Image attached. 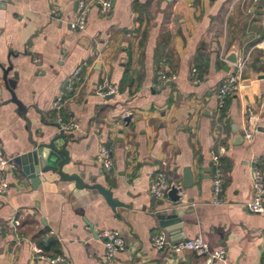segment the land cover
Returning a JSON list of instances; mask_svg holds the SVG:
<instances>
[{
    "label": "crops",
    "instance_id": "1",
    "mask_svg": "<svg viewBox=\"0 0 264 264\" xmlns=\"http://www.w3.org/2000/svg\"><path fill=\"white\" fill-rule=\"evenodd\" d=\"M78 1L0 3V66L9 69L24 108L11 101L0 70V159L47 143L59 120L74 119L63 172L110 190L123 206L112 209L97 190L52 173L41 174L34 188L19 167H9L0 196V264H50L55 257L65 264H264V214L246 209L253 168L264 174V0H115L107 15L85 0L92 2L86 27L72 31ZM234 53L247 60L242 82L217 111L215 92L233 70L227 59ZM161 65L175 80L156 88ZM78 68L81 81L69 92ZM62 91L65 102L54 110ZM249 115L255 124L246 141ZM101 146L111 152L110 171L98 161ZM220 147L223 203L214 205L211 157ZM186 169L194 183L181 189ZM155 172L180 189L178 205L167 194L149 195ZM174 207L182 211L183 238L200 236L211 251L224 250V260L151 246L153 237L167 236L160 217ZM109 231L124 247L105 261L99 235Z\"/></svg>",
    "mask_w": 264,
    "mask_h": 264
},
{
    "label": "built area",
    "instance_id": "2",
    "mask_svg": "<svg viewBox=\"0 0 264 264\" xmlns=\"http://www.w3.org/2000/svg\"><path fill=\"white\" fill-rule=\"evenodd\" d=\"M13 0H0L1 4H9ZM93 3H97L99 6V11L101 15H107L111 10L112 0H93ZM92 2H86L85 0L78 1V15L75 20L69 23V27L72 31H83L86 27V20L89 9ZM246 58L242 59L238 55L235 64H232V72L222 81L220 86L215 92L217 99V111H220L226 100L231 97L239 88L242 82L241 73L243 72L246 64ZM264 65V57L262 59ZM175 80L174 75H168L161 65L157 71V84L156 88L172 82ZM190 80L193 84H198L200 82L199 73L196 68H192L190 71ZM264 80V75H263ZM81 81V71L80 68L73 71L70 76L66 90L71 92L76 84ZM109 93L112 91L111 87L108 86ZM66 95L63 91L52 104V109L58 110L61 108L65 102ZM255 124V119L252 115L247 118V124L243 131V139L249 141L252 137L253 127ZM58 125L61 130L68 132L74 129L77 124L74 119L67 122L58 121ZM225 154V148L220 147L216 152L212 154L211 157V187H212V203L214 205H221L223 203L222 193L224 188V178H223V156ZM98 161L102 165L105 171H110L112 169V157L111 152L108 148L101 146L98 153ZM14 164L11 161H5L0 159V196L6 193L8 189V181L5 176V172L9 167L14 168ZM149 195L156 199H163L167 192L169 191L170 185L167 181L166 175L163 172H155L149 175ZM252 197L251 201L246 204V209L255 214H264V174L259 169L253 168V179L251 182ZM99 239L102 241L105 248L104 259L105 261L112 260L119 251L124 247L123 239L116 232H103L99 235ZM151 246L156 250H164L169 247L173 253H181L184 251H189L199 256H207L212 262H219L224 260L225 252L222 249L211 251L209 246L200 237L196 236L192 239H184L179 241L175 245H171L168 237L165 234H160L151 239ZM35 253L38 251H34ZM50 264H57L62 261L61 257H55L53 259H47Z\"/></svg>",
    "mask_w": 264,
    "mask_h": 264
},
{
    "label": "water",
    "instance_id": "3",
    "mask_svg": "<svg viewBox=\"0 0 264 264\" xmlns=\"http://www.w3.org/2000/svg\"><path fill=\"white\" fill-rule=\"evenodd\" d=\"M115 0H112V4ZM238 53L232 54L228 57L227 61L230 64H235L237 61ZM1 70V82L3 87L10 93L11 101L15 103L18 111L23 113L24 108L22 104L16 99L14 94L15 82L8 79L9 69H5L0 66ZM16 80V77L14 78ZM130 117H126L125 121H129ZM59 133L50 139L47 143H37L32 142L33 149L21 155L18 158L12 160L13 164L19 167L24 174V176L30 180L31 185L35 188L40 183L39 176L41 174L52 173L56 174L61 181L64 182H74L77 189H93L97 190L99 194L104 198L107 205L112 209L119 206H123L116 199L113 198L112 192L108 189L101 187L98 184L87 185L81 180V177L76 174L69 175L63 172L64 166L69 164V154L66 150L68 140L67 134L60 129L59 125L56 126ZM61 141V144L58 143ZM193 178L189 169H186L183 174V181L181 184V189H188L193 186ZM180 189L176 186H171L167 195L170 201L174 204H179L181 202V196L179 195ZM182 211H177L176 208L170 209V213L162 215L160 220V227L165 231L171 245L177 244L179 241L183 240V235L181 232L182 222L179 217L182 215ZM89 227V231L94 237L97 236V232L93 231L92 225L86 222ZM57 264H65L64 262H59Z\"/></svg>",
    "mask_w": 264,
    "mask_h": 264
}]
</instances>
